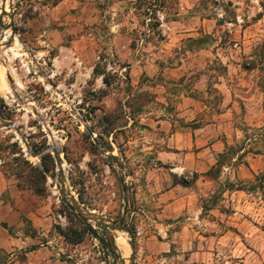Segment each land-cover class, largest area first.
<instances>
[{
	"label": "rangeland",
	"instance_id": "1",
	"mask_svg": "<svg viewBox=\"0 0 264 264\" xmlns=\"http://www.w3.org/2000/svg\"><path fill=\"white\" fill-rule=\"evenodd\" d=\"M0 68V117L33 151L52 140L71 196L125 229L68 210L51 153L35 192L20 154L41 158L0 128V172L35 196L9 235L36 238L0 248V264H128L129 241L134 264H182L201 246L190 264H264V0H0ZM180 180L190 209L165 210ZM196 214L198 235L165 238Z\"/></svg>",
	"mask_w": 264,
	"mask_h": 264
},
{
	"label": "crops",
	"instance_id": "2",
	"mask_svg": "<svg viewBox=\"0 0 264 264\" xmlns=\"http://www.w3.org/2000/svg\"><path fill=\"white\" fill-rule=\"evenodd\" d=\"M181 36V35H180ZM204 51L205 53H208L210 55L211 52L207 51V50H201ZM219 51V50H218ZM177 68L174 69H170V71H176V69H181L183 66L182 65H176ZM174 76V74H173ZM217 87L221 88L222 86H224V84L220 85H216ZM181 98H183V102H185L184 104H179L177 107V110H182L185 113L188 111H191V104L190 103H186L188 101H192L193 99L189 96V95H181ZM227 111L229 112L230 109H227ZM192 112V111H191ZM159 160H161L160 158H158ZM188 189L187 188H182L179 187L178 185L175 187H172L170 189H168L167 191H165L162 195L161 198H165L169 195H173V201L167 203V205L165 204L164 208L165 210H174L175 206H178V209L181 212H187L189 211V207L188 204L186 203V199L185 197H183L184 195L187 194ZM179 192H181V194H179ZM4 193H8V196H6L3 199H0V211L3 213V218L1 217V220L3 222V224H5L7 226V229L2 228V226L0 225V233L1 236H3V240L0 239V248H2L3 250H9V249H14L17 248V250H21L23 247L27 246V245H31L33 244V241L36 239L35 237L29 236V235H25L23 233V231H19V234H17V237H12L11 235H9V228H11V226L13 224H15V221L13 220H18L20 217V214L26 215L27 217H34L35 213L30 212V210H28V206H30L32 200H35V196L32 194L31 191L26 190V189H21L18 188L17 185H15L14 183L11 182V180L7 179L1 172H0V196ZM178 193V194H177ZM27 200H30L29 202ZM192 217H188L186 219H184L181 222H177L176 224H180L181 227H179V229L175 230V231H169L167 228H169L171 225H169V223L166 224V232H165V238L171 237L174 238V236L180 235L181 232H186L187 234L190 233H195V234H199V232H197V229H195L194 227L196 225H201V220L198 219V215L196 214L195 217L194 215H191ZM197 218V220H195ZM36 220H34L32 227L37 230L40 228L42 222L44 221V218H35ZM195 220V221H194ZM39 222V223H38ZM21 224H19L18 226H20ZM5 236H4V235ZM38 234V231H37ZM43 235V234H42ZM199 238H201L202 240H209L211 241V245L214 246L215 243H219L221 242V238L222 237H215L213 235L207 237L204 235H199ZM161 239L164 237H160ZM161 243V242H159ZM168 243H173V240L171 242L167 241ZM164 244V243H161ZM40 250H42L41 248H37V250H33L31 251V253H37L40 252ZM208 254V251L206 248L202 247L198 248L195 252L191 253V254H186L184 255L185 257H183V263L182 264H190L189 261V256H197V260L200 259V257L205 256ZM187 257V258H186ZM156 255L152 254L149 256V259L152 260H156ZM186 259V260H185ZM193 264V263H191ZM198 264V263H197ZM200 264V263H199Z\"/></svg>",
	"mask_w": 264,
	"mask_h": 264
},
{
	"label": "water",
	"instance_id": "3",
	"mask_svg": "<svg viewBox=\"0 0 264 264\" xmlns=\"http://www.w3.org/2000/svg\"><path fill=\"white\" fill-rule=\"evenodd\" d=\"M0 128L14 131L17 137L20 139V141L24 145L27 155L31 158L40 159L45 153H47L50 150L52 151L51 155L54 160V164H56L58 167L57 175L55 173V178L57 179V183L60 186L61 200L64 203V205L68 208V210L74 213L84 223V225L88 229H91L89 222H97L101 225L108 224L110 225L111 228L119 232L125 231V229L123 228V218L119 220V223L117 225L113 221H110L108 219H105L104 217L95 215L91 213V211L84 209L82 205L73 196L70 195V193L66 189L65 172L63 171V168H62V159L60 157L59 150H55L53 146L46 144L39 150L33 151L29 147L28 143L26 142L25 137L23 136L21 131L15 126V124L9 121L3 120L1 117H0ZM128 245H129V249L131 252L130 258L128 259V264H134L133 241H129ZM120 261L123 262L121 258H120Z\"/></svg>",
	"mask_w": 264,
	"mask_h": 264
},
{
	"label": "trees",
	"instance_id": "4",
	"mask_svg": "<svg viewBox=\"0 0 264 264\" xmlns=\"http://www.w3.org/2000/svg\"><path fill=\"white\" fill-rule=\"evenodd\" d=\"M229 150H230V148H229ZM20 156H21L22 164L25 165V166H28L29 176H26V179L29 182V186H33L35 188V192H39V189H37L35 186L37 184L44 183L47 173L50 172L51 169L49 167L52 166V162H51L50 156L48 155V156L41 157V164H42V168L41 169L36 167V166H32L27 160L22 158V154H20ZM222 156L223 155L220 154L219 158L222 157ZM206 174L209 175V176H212L214 178L217 177V172L214 171L213 168H211ZM15 176L16 177H21L18 174H16ZM179 184H181L184 187L187 186L186 183L184 181H182V180L179 181ZM215 203H216V200L213 199L211 201V205H210L209 208L214 207ZM1 226H2V228L7 229V226L5 224H2ZM33 250H34V247L30 248L27 251H33Z\"/></svg>",
	"mask_w": 264,
	"mask_h": 264
},
{
	"label": "bare ground",
	"instance_id": "5",
	"mask_svg": "<svg viewBox=\"0 0 264 264\" xmlns=\"http://www.w3.org/2000/svg\"><path fill=\"white\" fill-rule=\"evenodd\" d=\"M4 34H6V33H4ZM2 38H5V37H3L2 36ZM3 42V41H2ZM9 50H10V48H9ZM12 51V57H16L17 56V53H14V49L13 50H11ZM5 52L6 51H2L1 52V55H4L5 54ZM11 57V58H12ZM11 60V59H10ZM9 62V61H8ZM1 69V68H0ZM3 71V70H2ZM0 72H1V70H0ZM1 75H2V73H1ZM1 77V76H0ZM2 80V79H1ZM4 85H6V84H4ZM47 145H51V146H53V148L55 149V150H59L56 146H55V144L53 143V141L51 140L50 142H49V144H47ZM47 153H52V151L50 150V151H48ZM62 168H63V171L65 172V169H64V165H63V161H62ZM57 171H58V167H57V165L55 164V173H56V175H57ZM55 182H56V185H57V189H58V194H59V196H60V186H59V184L57 183V179L55 178ZM56 192V191H55ZM71 195V194H70ZM61 197V196H60Z\"/></svg>",
	"mask_w": 264,
	"mask_h": 264
},
{
	"label": "built area",
	"instance_id": "6",
	"mask_svg": "<svg viewBox=\"0 0 264 264\" xmlns=\"http://www.w3.org/2000/svg\"><path fill=\"white\" fill-rule=\"evenodd\" d=\"M158 20L161 22L162 21V19L161 18H158Z\"/></svg>",
	"mask_w": 264,
	"mask_h": 264
}]
</instances>
